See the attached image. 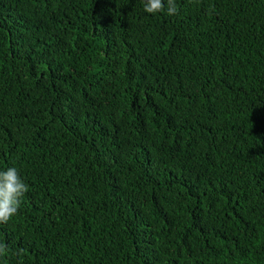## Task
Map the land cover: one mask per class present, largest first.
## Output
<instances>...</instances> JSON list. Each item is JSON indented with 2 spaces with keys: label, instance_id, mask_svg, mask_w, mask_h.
<instances>
[{
  "label": "trees",
  "instance_id": "obj_1",
  "mask_svg": "<svg viewBox=\"0 0 264 264\" xmlns=\"http://www.w3.org/2000/svg\"><path fill=\"white\" fill-rule=\"evenodd\" d=\"M176 5L0 0V264H264V0Z\"/></svg>",
  "mask_w": 264,
  "mask_h": 264
},
{
  "label": "clouds",
  "instance_id": "obj_2",
  "mask_svg": "<svg viewBox=\"0 0 264 264\" xmlns=\"http://www.w3.org/2000/svg\"><path fill=\"white\" fill-rule=\"evenodd\" d=\"M166 8L169 16L177 14L176 0H144V11L155 14ZM28 191V185L15 167L0 171V224H6L14 217ZM22 251V250H21ZM8 245L0 242V257L6 256Z\"/></svg>",
  "mask_w": 264,
  "mask_h": 264
}]
</instances>
